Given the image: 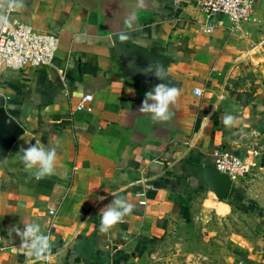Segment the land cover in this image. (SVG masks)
Segmentation results:
<instances>
[{"label": "crops", "instance_id": "obj_1", "mask_svg": "<svg viewBox=\"0 0 264 264\" xmlns=\"http://www.w3.org/2000/svg\"><path fill=\"white\" fill-rule=\"evenodd\" d=\"M14 17L57 33L60 44L50 65H0L5 109L24 129L9 148L0 144V264H159L156 242L192 216L196 197L230 209L185 170L213 159L216 147L247 159L251 171L232 189L264 212V0L239 26L218 14L212 33L199 29L194 0H0V28ZM133 46L166 60L162 80L142 74L156 62ZM159 83L180 95L158 122L139 108ZM86 93L93 99L78 110ZM226 114L233 125L222 123ZM37 142L57 146L55 173L39 181L20 150ZM113 194L133 211L101 232ZM29 223L51 231L44 260L20 247L16 229ZM91 236L88 263L75 245ZM10 240L15 250L3 248Z\"/></svg>", "mask_w": 264, "mask_h": 264}, {"label": "rangeland", "instance_id": "obj_2", "mask_svg": "<svg viewBox=\"0 0 264 264\" xmlns=\"http://www.w3.org/2000/svg\"><path fill=\"white\" fill-rule=\"evenodd\" d=\"M209 194L217 202L218 197ZM224 201L230 209L222 205L220 213L213 209V202L203 205V195L196 197L192 216L175 222L158 239L153 260L159 264H264V212L255 211L250 203L232 204L231 196Z\"/></svg>", "mask_w": 264, "mask_h": 264}, {"label": "built area", "instance_id": "obj_3", "mask_svg": "<svg viewBox=\"0 0 264 264\" xmlns=\"http://www.w3.org/2000/svg\"><path fill=\"white\" fill-rule=\"evenodd\" d=\"M257 1L194 0L203 18L198 22V27L202 32L212 33L215 27L213 20L218 14L225 16L233 25L239 26L249 22L254 18ZM59 44L60 37L55 32L38 31L31 24L17 17L5 19L0 28V65L13 70L50 65L58 51ZM194 93L201 96L203 90L196 87ZM92 99L93 94L86 93L77 105V109H85V103ZM212 157L217 170L229 175L233 183L245 177L249 171L247 159L228 148L216 147L212 151ZM141 203L145 204L146 201L142 200ZM51 213L54 211L51 210ZM44 235L51 241L50 229ZM16 247L17 245L10 240L9 244L3 248L15 250ZM25 253L31 256L29 249Z\"/></svg>", "mask_w": 264, "mask_h": 264}, {"label": "clouds", "instance_id": "obj_4", "mask_svg": "<svg viewBox=\"0 0 264 264\" xmlns=\"http://www.w3.org/2000/svg\"><path fill=\"white\" fill-rule=\"evenodd\" d=\"M123 35L121 39H125ZM163 71L159 62L155 66L149 64L144 69H141L142 74L147 75L152 73L158 79L162 80L161 72ZM199 93V90H197ZM180 95V91L175 86H168L163 83L157 84L154 89L146 92L145 99L139 108L142 112L152 114L154 121H167L171 118L169 112V105L174 104ZM153 103H149V101ZM234 117L231 115H224L222 123L225 126H231L234 123ZM23 152L21 160L25 169L30 172L36 180H41L49 177L55 173V165L57 159V146H45L42 143H34L27 148L20 149ZM133 205L127 200L118 195L113 194L112 201L105 206V210L100 220L101 232H108L117 223L123 222L125 215L133 211ZM16 233L21 238V248L29 249L38 260L46 259L47 253L51 251V243L49 238L41 233L40 225L38 223H29L21 230L16 229Z\"/></svg>", "mask_w": 264, "mask_h": 264}, {"label": "water", "instance_id": "obj_5", "mask_svg": "<svg viewBox=\"0 0 264 264\" xmlns=\"http://www.w3.org/2000/svg\"><path fill=\"white\" fill-rule=\"evenodd\" d=\"M133 50L145 60L159 62L163 66L166 60L158 58L152 52L141 47L133 46ZM5 98L0 94V144L9 148L24 132L21 125L10 116L5 109ZM185 170L193 175L205 190L213 192L219 200H226L232 190L233 182L229 175L217 170L213 159H208L205 164L188 162ZM96 245L95 236L79 238L76 242V251L81 254L88 263H91Z\"/></svg>", "mask_w": 264, "mask_h": 264}, {"label": "trees", "instance_id": "obj_6", "mask_svg": "<svg viewBox=\"0 0 264 264\" xmlns=\"http://www.w3.org/2000/svg\"><path fill=\"white\" fill-rule=\"evenodd\" d=\"M231 196L232 198V204H238L237 202H239L240 204H248L247 199L243 196V194L241 193V191H239V189L233 188L231 194L229 195V197ZM255 211H259V210H255Z\"/></svg>", "mask_w": 264, "mask_h": 264}]
</instances>
